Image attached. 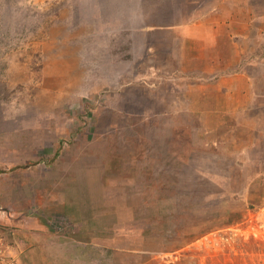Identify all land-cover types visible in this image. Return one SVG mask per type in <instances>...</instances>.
Returning <instances> with one entry per match:
<instances>
[{"label": "rangeland", "instance_id": "rangeland-1", "mask_svg": "<svg viewBox=\"0 0 264 264\" xmlns=\"http://www.w3.org/2000/svg\"><path fill=\"white\" fill-rule=\"evenodd\" d=\"M0 264H264V0H0Z\"/></svg>", "mask_w": 264, "mask_h": 264}]
</instances>
